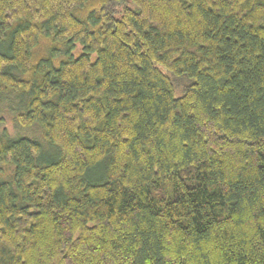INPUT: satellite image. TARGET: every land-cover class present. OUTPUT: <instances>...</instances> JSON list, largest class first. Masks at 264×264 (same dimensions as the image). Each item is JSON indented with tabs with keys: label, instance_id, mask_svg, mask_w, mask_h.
Here are the masks:
<instances>
[{
	"label": "trees",
	"instance_id": "obj_1",
	"mask_svg": "<svg viewBox=\"0 0 264 264\" xmlns=\"http://www.w3.org/2000/svg\"><path fill=\"white\" fill-rule=\"evenodd\" d=\"M4 102L0 264H264V0H0Z\"/></svg>",
	"mask_w": 264,
	"mask_h": 264
},
{
	"label": "rangeland",
	"instance_id": "obj_2",
	"mask_svg": "<svg viewBox=\"0 0 264 264\" xmlns=\"http://www.w3.org/2000/svg\"><path fill=\"white\" fill-rule=\"evenodd\" d=\"M8 109L9 108H8V105L6 102L0 103V132L2 130H5L13 138H18V137L32 138L33 137L32 139H35L38 141L41 140L38 128H36V127H33V128H18V127H16V125L13 122V116H12L11 112H9ZM41 143H43V142H41ZM44 144H46V143H44Z\"/></svg>",
	"mask_w": 264,
	"mask_h": 264
}]
</instances>
